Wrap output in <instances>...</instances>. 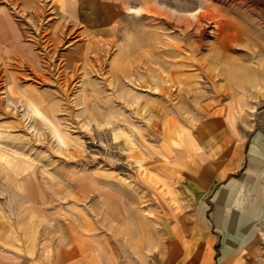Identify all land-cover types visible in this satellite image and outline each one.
I'll use <instances>...</instances> for the list:
<instances>
[{"label":"rangeland","instance_id":"1","mask_svg":"<svg viewBox=\"0 0 264 264\" xmlns=\"http://www.w3.org/2000/svg\"><path fill=\"white\" fill-rule=\"evenodd\" d=\"M6 1L39 57L0 63V251L64 224L114 238L121 263L160 264L177 152L264 110V0H119L79 18L65 0Z\"/></svg>","mask_w":264,"mask_h":264},{"label":"crops","instance_id":"2","mask_svg":"<svg viewBox=\"0 0 264 264\" xmlns=\"http://www.w3.org/2000/svg\"><path fill=\"white\" fill-rule=\"evenodd\" d=\"M118 2L65 0V14L111 15L105 10ZM25 32L9 2L0 0V63L32 67L39 55L23 40ZM220 121L177 152L181 166L160 264H264V110L249 127L230 117ZM62 225V236L41 230L27 247L0 251V264H136L120 262L114 238Z\"/></svg>","mask_w":264,"mask_h":264},{"label":"bare ground","instance_id":"3","mask_svg":"<svg viewBox=\"0 0 264 264\" xmlns=\"http://www.w3.org/2000/svg\"><path fill=\"white\" fill-rule=\"evenodd\" d=\"M200 14V13H199Z\"/></svg>","mask_w":264,"mask_h":264}]
</instances>
